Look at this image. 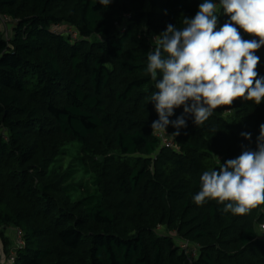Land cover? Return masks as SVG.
<instances>
[{
	"label": "trees",
	"instance_id": "obj_1",
	"mask_svg": "<svg viewBox=\"0 0 264 264\" xmlns=\"http://www.w3.org/2000/svg\"><path fill=\"white\" fill-rule=\"evenodd\" d=\"M203 2L0 0V240L5 253L14 228L25 242L11 264H188L181 241L198 246L194 264H264V204L240 216L193 199L203 172L256 150L264 101L199 126L188 115L178 136L169 124L176 147L151 127L147 53ZM229 20L220 9L216 30ZM255 55L264 77V45Z\"/></svg>",
	"mask_w": 264,
	"mask_h": 264
},
{
	"label": "clouds",
	"instance_id": "obj_2",
	"mask_svg": "<svg viewBox=\"0 0 264 264\" xmlns=\"http://www.w3.org/2000/svg\"><path fill=\"white\" fill-rule=\"evenodd\" d=\"M98 2L104 7L110 4V0ZM220 9L230 20L216 30ZM238 29L258 39L246 40ZM154 42L146 67L157 81L150 98L159 117L152 122L153 130L166 132L171 124L177 129L172 135L178 136L188 115L199 126L215 109L231 106L237 99L256 105L264 101V77L258 78L255 55L264 45V0H219L218 4L204 0L194 17H184L180 27L167 25ZM181 106L183 114L170 121L174 109ZM241 135L251 139L250 133ZM200 182L201 190L193 197L197 205L216 200L224 204V212L243 216L264 204V124L256 150L243 148L219 170L203 172Z\"/></svg>",
	"mask_w": 264,
	"mask_h": 264
},
{
	"label": "built area",
	"instance_id": "obj_3",
	"mask_svg": "<svg viewBox=\"0 0 264 264\" xmlns=\"http://www.w3.org/2000/svg\"><path fill=\"white\" fill-rule=\"evenodd\" d=\"M3 21L4 17H3ZM67 34H72L73 37L77 38L78 34L77 32L73 30H67ZM231 111H228L227 113H230ZM157 136L162 138L163 144L166 146H173L176 147L173 141H167L166 139V132L158 131L156 133ZM261 228L264 230V222L261 224ZM25 245V242L22 238V231L20 229H16V246L17 247H23ZM180 248L186 255V263L188 264H194L197 256H198V246L195 244H191L190 241H181L180 242ZM16 252L10 251L8 256H6L5 260L1 261L0 264H11L15 261Z\"/></svg>",
	"mask_w": 264,
	"mask_h": 264
},
{
	"label": "rangeland",
	"instance_id": "obj_4",
	"mask_svg": "<svg viewBox=\"0 0 264 264\" xmlns=\"http://www.w3.org/2000/svg\"><path fill=\"white\" fill-rule=\"evenodd\" d=\"M6 21H3V30H4V33L6 35V37L8 36V34L10 33V24L8 23L6 25ZM259 231V234L262 238H264V232L260 229H258ZM6 235H7V239L5 241V247H6V252L4 253L3 250H2V247H1V250L2 252L0 254H2L0 256V260L3 261L5 260L6 256H8V254L10 253V250L13 249V247L16 246V235H15V229L14 228H9L7 229L6 231ZM1 245H2V242H1Z\"/></svg>",
	"mask_w": 264,
	"mask_h": 264
},
{
	"label": "crops",
	"instance_id": "obj_5",
	"mask_svg": "<svg viewBox=\"0 0 264 264\" xmlns=\"http://www.w3.org/2000/svg\"><path fill=\"white\" fill-rule=\"evenodd\" d=\"M15 234H16V232H15ZM1 247H2V245H1V240H0V253L2 252ZM1 255H2V254H0V256H1Z\"/></svg>",
	"mask_w": 264,
	"mask_h": 264
}]
</instances>
